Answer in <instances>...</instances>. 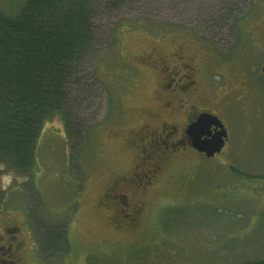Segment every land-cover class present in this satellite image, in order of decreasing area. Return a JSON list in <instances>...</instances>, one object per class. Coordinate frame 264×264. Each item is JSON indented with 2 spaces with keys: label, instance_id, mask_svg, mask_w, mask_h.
Returning <instances> with one entry per match:
<instances>
[{
  "label": "rangeland",
  "instance_id": "1",
  "mask_svg": "<svg viewBox=\"0 0 264 264\" xmlns=\"http://www.w3.org/2000/svg\"><path fill=\"white\" fill-rule=\"evenodd\" d=\"M25 2L0 0V11L15 14ZM89 2L96 33L112 39L92 64L100 96L82 107L79 151L54 116L37 141L33 177L0 176V245L13 236L22 242L18 264L262 260L264 0H126L116 9ZM147 53L196 66L197 95L181 97L218 113L227 139L211 158L172 149L151 186L136 193L129 186L128 205L140 209L129 225L101 197L113 180L140 172L130 131L184 123L176 103L161 107V77Z\"/></svg>",
  "mask_w": 264,
  "mask_h": 264
},
{
  "label": "trees",
  "instance_id": "2",
  "mask_svg": "<svg viewBox=\"0 0 264 264\" xmlns=\"http://www.w3.org/2000/svg\"><path fill=\"white\" fill-rule=\"evenodd\" d=\"M106 1L116 9L126 0ZM89 4L26 0L15 14L0 11V176L33 177L37 141L54 116L79 151L82 107L100 96L92 64L112 40L96 33Z\"/></svg>",
  "mask_w": 264,
  "mask_h": 264
},
{
  "label": "flooded vegetation",
  "instance_id": "3",
  "mask_svg": "<svg viewBox=\"0 0 264 264\" xmlns=\"http://www.w3.org/2000/svg\"><path fill=\"white\" fill-rule=\"evenodd\" d=\"M179 52L181 54V51ZM146 56L145 61H147V59L150 60L149 63L152 67L157 69L161 77L159 92L166 97L163 99L161 98V107L163 109H170L174 106L173 104L176 103V108H178V110H183L184 123L180 125L178 129L176 125L163 121L160 125L161 131L158 133L155 130L151 131V129H146L145 127L137 129L136 131H130L127 142L136 151L135 158L139 159L137 169H139L140 172H133L128 179L120 178L119 180H113L101 197L104 202H109L113 205L116 210L117 219L129 225L135 221V217L140 210L138 206H133L131 208L128 205L127 192L129 191V186L134 187L133 189L131 188L134 193L139 190H145L151 186L153 178H155V175L160 171L161 164L159 165V163H161L166 155L173 152L172 149L175 151L177 148L181 151L182 148L185 150L187 147L197 152L190 145L186 129L199 115L211 114L216 116L223 124L227 134V129L218 113L212 111L210 108L197 109L195 105L186 103L187 100L181 97L183 94L187 96L190 91L195 96L197 95L196 91H198V89L195 80L197 68L195 65L182 63L183 57L179 58L178 66H175L167 57H157V59H154L152 53H147ZM262 66L263 65L259 68L261 77ZM207 86H209V84H207ZM228 97L229 96H225V99ZM194 99V101H198L197 97ZM225 99L222 101H225ZM182 105L186 107H182ZM208 130L211 134L216 131L213 125H211ZM171 135H177V138L169 140ZM159 136L162 138L160 142L158 141ZM225 144L226 141L224 146ZM159 149L162 150L160 153H158ZM15 231L16 227L13 228L14 233ZM11 239L12 240L10 242L8 241L6 245H0V264H18V261L14 257L16 256L14 250L18 251L21 248L22 242L15 241V236ZM6 257L8 259H6Z\"/></svg>",
  "mask_w": 264,
  "mask_h": 264
},
{
  "label": "water",
  "instance_id": "4",
  "mask_svg": "<svg viewBox=\"0 0 264 264\" xmlns=\"http://www.w3.org/2000/svg\"><path fill=\"white\" fill-rule=\"evenodd\" d=\"M264 81V64L261 68ZM213 125L215 132L211 134L209 127ZM190 145L197 152L204 154L206 158H211L218 154L224 147L227 139L226 130L216 116L211 114H201L186 129Z\"/></svg>",
  "mask_w": 264,
  "mask_h": 264
},
{
  "label": "clouds",
  "instance_id": "5",
  "mask_svg": "<svg viewBox=\"0 0 264 264\" xmlns=\"http://www.w3.org/2000/svg\"><path fill=\"white\" fill-rule=\"evenodd\" d=\"M5 179H7V178H5Z\"/></svg>",
  "mask_w": 264,
  "mask_h": 264
}]
</instances>
